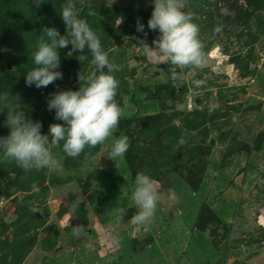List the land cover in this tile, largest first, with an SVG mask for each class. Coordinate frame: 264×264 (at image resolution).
<instances>
[{"label":"rangeland","instance_id":"rangeland-1","mask_svg":"<svg viewBox=\"0 0 264 264\" xmlns=\"http://www.w3.org/2000/svg\"><path fill=\"white\" fill-rule=\"evenodd\" d=\"M64 2L45 0L35 9L32 0H0V93H9L12 104L18 97L42 122L43 134L62 123L47 110L49 94L78 90L84 83L78 73L94 70L91 53L85 50L81 64L79 53L68 54L69 45L60 50L63 79L39 89L25 84L43 27L65 33ZM77 7L122 68L115 74L121 119L138 115L77 158L67 157L62 146L53 149L62 162L58 173L25 172L0 154V264H264V0H189L206 62L176 69L181 79L132 39L137 19L152 13V0H84ZM89 10L96 15L88 16ZM196 80L205 83L197 87ZM6 114L0 113V136L9 134ZM121 134L131 141L132 171L123 158H108ZM138 172L151 176L161 194L153 219L171 231L169 238L154 239L156 231L145 234L144 225L130 231ZM119 205L126 215L117 221ZM78 224L84 231L73 235ZM56 245L62 249L52 255Z\"/></svg>","mask_w":264,"mask_h":264},{"label":"clouds","instance_id":"clouds-1","mask_svg":"<svg viewBox=\"0 0 264 264\" xmlns=\"http://www.w3.org/2000/svg\"><path fill=\"white\" fill-rule=\"evenodd\" d=\"M45 0H32L35 9H39ZM84 0H65L60 9V18L65 25V33L61 34L56 27H43L40 41L33 53L35 67L25 74V84L29 87L46 88L63 74L58 69L61 66L60 50L71 46L68 52L79 53L78 61L82 64L88 59L83 53H91V64L94 67L86 77L78 73L80 83L78 90H58L49 94L47 110H55L54 119L62 123L49 125L48 133L43 134V124L33 120L23 107L12 104L9 93H0V113L7 110L3 126L9 129V134L0 136V154L15 162L25 172L32 170H47L49 173L62 171V162L53 154V149L61 148L67 157L77 158L85 149H93L104 145L114 136L123 116V109L116 97L120 81L116 73L121 66L112 62L109 53L101 43L100 34L93 30L87 19L81 17L77 3ZM153 10L147 22L151 31L159 35L150 46L147 43V32L139 18L136 31L143 33L144 38L132 37L139 45L138 48L150 55L154 61L168 63L173 69L172 78L181 79L176 69L198 67L206 62L204 44L200 39L199 25L194 23V14L188 11L189 0H152ZM227 15L229 10L222 9ZM88 16L96 13L89 10ZM124 22L121 16L116 21L118 27ZM218 26L216 31H220ZM203 80L194 84L204 85ZM219 105L209 108L211 114ZM62 142V145H61ZM186 142L181 137L179 143ZM131 141L127 135L121 134L112 140L109 157L115 161L124 158L130 148ZM132 200L137 212L131 218L135 225L150 224L155 216L161 194L151 176L138 172L134 177ZM175 192L169 189V199H174ZM33 213H41L39 208H32ZM126 215V210L120 208L117 221ZM84 231V225H74L73 235ZM113 239H117L113 237Z\"/></svg>","mask_w":264,"mask_h":264},{"label":"trees","instance_id":"trees-1","mask_svg":"<svg viewBox=\"0 0 264 264\" xmlns=\"http://www.w3.org/2000/svg\"><path fill=\"white\" fill-rule=\"evenodd\" d=\"M150 17H151V13H147V14L143 15L141 23L144 25L145 32H147V39L154 40L155 38H157V32L151 31L147 27V22H148ZM138 36L140 38H144L143 33L138 32ZM137 115H138V113H135V115L133 114V115L129 116L128 118L124 119V121L121 119L116 132L119 131L120 128H127L129 126V124L133 121V119L137 118ZM123 160L125 162V165H126V168L128 169V171H132L133 167H134L135 160H134V155L131 151V147L127 151ZM102 222H103V220L101 221V223Z\"/></svg>","mask_w":264,"mask_h":264},{"label":"crops","instance_id":"crops-1","mask_svg":"<svg viewBox=\"0 0 264 264\" xmlns=\"http://www.w3.org/2000/svg\"><path fill=\"white\" fill-rule=\"evenodd\" d=\"M121 198H118L117 200H116V202H119V201H121L120 200ZM122 200H123V197H122ZM122 205V204H121ZM121 207H120V205H119V209H120ZM115 215H118V210H117V212H116V214ZM110 217H112V214H110V215H108L107 217H106V219H104L103 220V222L101 223V225L103 226V225H106V221H107V219L108 218H110ZM152 223L154 224V225H156L157 226V229L156 230H154L153 229V226H151L152 225ZM135 226V225H134ZM136 227V226H135ZM144 227H145V229H144V231H142L143 233H147L148 231L149 232H155V234H157L156 235V237L154 238V239H159V238H169L170 236H171V231H170V233H169V230H168V228H166V227H164V228H162V225L161 224H159V225H157V223H156V220H154V219H152V221H151V223L150 224H147V225H144ZM161 228V229H160ZM136 229V228H135ZM167 229V230H166ZM168 231V232H167ZM158 232V233H157ZM173 233V232H172ZM168 236V237H167Z\"/></svg>","mask_w":264,"mask_h":264},{"label":"water","instance_id":"water-1","mask_svg":"<svg viewBox=\"0 0 264 264\" xmlns=\"http://www.w3.org/2000/svg\"><path fill=\"white\" fill-rule=\"evenodd\" d=\"M215 143V138H214V136H209L208 137V139H207V144L208 145H213ZM129 228H130V231L132 232V230H133V228H134V223H133V221H132V219L129 221ZM90 229H88L87 231H89ZM62 249V246H60V245H56L54 248H53V250H52V252H51V254L52 255H55L59 250H61Z\"/></svg>","mask_w":264,"mask_h":264}]
</instances>
